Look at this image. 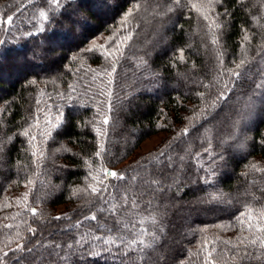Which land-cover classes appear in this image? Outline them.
Here are the masks:
<instances>
[{
  "label": "trees",
  "instance_id": "1",
  "mask_svg": "<svg viewBox=\"0 0 264 264\" xmlns=\"http://www.w3.org/2000/svg\"><path fill=\"white\" fill-rule=\"evenodd\" d=\"M0 264H264V0H0Z\"/></svg>",
  "mask_w": 264,
  "mask_h": 264
},
{
  "label": "rangeland",
  "instance_id": "2",
  "mask_svg": "<svg viewBox=\"0 0 264 264\" xmlns=\"http://www.w3.org/2000/svg\"><path fill=\"white\" fill-rule=\"evenodd\" d=\"M99 41V40H97ZM97 41H94L93 43H96ZM50 49H52V51H56L59 50V47H55L54 46H48ZM61 48V47H60ZM163 137L162 133H157L154 135H151L150 137H148L147 139H145L139 146L138 148V154H143V153H148L150 151H153V149H155V147L160 143L161 139ZM40 262V261H39Z\"/></svg>",
  "mask_w": 264,
  "mask_h": 264
},
{
  "label": "snow or ice",
  "instance_id": "3",
  "mask_svg": "<svg viewBox=\"0 0 264 264\" xmlns=\"http://www.w3.org/2000/svg\"><path fill=\"white\" fill-rule=\"evenodd\" d=\"M179 2V0H177V3ZM12 19H13V17L12 16H8L7 17V20L5 21V23H11L12 22ZM243 63V62H242ZM238 67H240V66H238ZM234 75H238V73H234ZM225 97H223V95H221V97H220V99H224ZM105 123H107V120H105ZM187 132H188V129H185V134H187ZM162 155H163V153H162ZM106 175H109V176H112V177H117L118 176V174L116 173V172H108V173H106ZM122 178V177H121ZM105 189H103V188H93L92 189V191L94 192V193H99V192H101V191H104ZM33 212H35V209H33ZM94 218V217H93ZM158 240V237H156V236H153L152 237V240H151V242L149 243V244H147V245H144V249H148V248H151V247H153L154 245H155V242ZM259 241H257V240H251V241H249V243L250 244H253V245H255L256 243H258ZM140 243L141 244H143V241H140ZM18 247H22V246H19L18 245ZM144 249H142V250H144Z\"/></svg>",
  "mask_w": 264,
  "mask_h": 264
}]
</instances>
